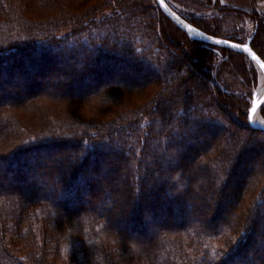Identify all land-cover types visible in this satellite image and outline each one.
Segmentation results:
<instances>
[{"label": "trees", "instance_id": "obj_1", "mask_svg": "<svg viewBox=\"0 0 264 264\" xmlns=\"http://www.w3.org/2000/svg\"><path fill=\"white\" fill-rule=\"evenodd\" d=\"M150 1L0 0V264H264L258 71ZM195 1L264 61V10Z\"/></svg>", "mask_w": 264, "mask_h": 264}, {"label": "water", "instance_id": "obj_2", "mask_svg": "<svg viewBox=\"0 0 264 264\" xmlns=\"http://www.w3.org/2000/svg\"><path fill=\"white\" fill-rule=\"evenodd\" d=\"M157 6L159 9L184 33H186L190 38L193 40L203 42L209 45L217 46V47H223L227 49H231L240 53H243L247 55L253 63L258 67V69L261 71L263 80H264V61L254 52V50L251 47V39H248V41L244 44L233 42L227 39L213 37L211 35H208L204 33L203 31L199 30L198 28L194 27L190 23H188L185 19H183L180 15H178L166 2V0H163V3H161V0H156ZM245 49H248L247 51ZM253 56L255 58H253ZM264 83V81H263ZM256 105V111L253 113L251 112V109L253 105ZM264 104V87L262 89V92L260 95H256V93L253 95L251 104L248 108V123L253 127L254 129L264 131V124L260 123L258 120L256 121L254 119V116L259 112L262 105ZM251 116V119L249 117Z\"/></svg>", "mask_w": 264, "mask_h": 264}, {"label": "rangeland", "instance_id": "obj_3", "mask_svg": "<svg viewBox=\"0 0 264 264\" xmlns=\"http://www.w3.org/2000/svg\"><path fill=\"white\" fill-rule=\"evenodd\" d=\"M198 1H201V3H208V0H198ZM151 3H155V5H156V7H158L157 6V3H156V0H152V1H150ZM166 2L168 3V5L179 15V13L178 12H181V13H183V14H185V15H188V14H193L194 16L195 15H201V13H202V16H218V17H220L222 14H219V13H216L215 12V8H213V7H211V6H206L204 9H199V8H195V6H194V3H197L195 0H166ZM223 5H224V3H222ZM248 5H249V3H248ZM237 7H241V5L240 6H237ZM159 8V7H158ZM261 9H263L264 10V6H262V8ZM263 10H260V11H263ZM189 23V22H188ZM248 23V22H247ZM247 23H246V25H247ZM174 24V23H173ZM245 24V23H244ZM175 25V24H174ZM176 26V25H175ZM247 28H248V31H249V33H251L252 32V30H253V24L252 23H250V24H248L247 25ZM218 38H220V37H218ZM223 39H225V38H223ZM70 62H72V61H70ZM255 65V64H254ZM60 67H63V68H65L66 66L65 65H62V66H60ZM255 67H256V69H257V71H258V85H257V87L254 89V91H253V94L252 95H254L255 93H256V95L258 96V95H260V93L262 92V87H264V83H263V77H262V74H261V71L258 69V67L255 65ZM152 68H154V67H152ZM155 69V68H154ZM253 97V96H252ZM252 100V99H251ZM250 104H251V102H250ZM264 105V104H263ZM262 105V106H263ZM261 110V109H260ZM259 110V115L258 116H260V117H258V121L260 122V123H263L264 124V117L262 116V114H261V111ZM248 114V113H247ZM247 121H248V118H247ZM216 138H218V137H216ZM194 142V140H191V139H189L187 142ZM176 144H180V142H177ZM58 165V164H57ZM118 166V165H117ZM189 167V166H188ZM100 171L98 172V174H96L97 176H101V175H103V174H111V171H108V169L106 168V166L105 167H102L101 166V168L99 169ZM187 171H190V168H187ZM40 173V172H39ZM199 176L202 178H204L205 176H206V173H204V172H202V173H200L199 174ZM42 184L40 185V184H38L37 182H35L34 184H32V185H30L29 184V186H27V189H33V188H42ZM113 186H114V188L117 190V191H119V193H120V195H122V196H124V191L122 190V188H121V186L119 185V184H116V185H114L113 184ZM27 189L26 190H24V191H27ZM106 189H104V187H102L101 189H100V191L99 192H104ZM175 189H171L170 188V192H175L174 191ZM215 191H216V189H215ZM121 196H119V198H120ZM118 198V199H119ZM122 198V197H121ZM119 199V201H121L122 199ZM190 203H192V205L194 206H197V204L198 203H195V201L192 199L191 201H190ZM198 213L199 214H201V215H203V216H206V217H209L210 216V213H211V211H210V209H204V208H199L198 207V210H194L193 212H192V214H189V217H191V215H192V217L193 218H196L197 216H198ZM118 215L119 214H117V216L116 217H118ZM201 215H200V217H201ZM118 219H120L121 220V222H122V218H118ZM150 221V220H149ZM259 221L261 222V223H264V216H262V217H260V219H259ZM154 229H155V227H151V232H153L154 231ZM154 237L155 236H153V239H154ZM255 239H256V241H260L261 240V237L259 236V235H255ZM235 262V263H234ZM233 262V264H240L239 262H237V260H235Z\"/></svg>", "mask_w": 264, "mask_h": 264}, {"label": "crops", "instance_id": "obj_4", "mask_svg": "<svg viewBox=\"0 0 264 264\" xmlns=\"http://www.w3.org/2000/svg\"><path fill=\"white\" fill-rule=\"evenodd\" d=\"M220 2L221 4L224 3V5L230 6V7H237L241 5V8H245V9H251L255 7L258 10H263L261 8L262 6H264V1L254 2L253 0H220Z\"/></svg>", "mask_w": 264, "mask_h": 264}, {"label": "snow or ice", "instance_id": "obj_5", "mask_svg": "<svg viewBox=\"0 0 264 264\" xmlns=\"http://www.w3.org/2000/svg\"><path fill=\"white\" fill-rule=\"evenodd\" d=\"M161 3H163V0H161ZM245 50L247 51L248 49H245ZM253 58H255V57L253 56ZM262 67H264V65H262ZM255 111H256V105L254 104L252 109H251V112L254 113ZM249 119H251V116L249 117Z\"/></svg>", "mask_w": 264, "mask_h": 264}, {"label": "bare ground", "instance_id": "obj_6", "mask_svg": "<svg viewBox=\"0 0 264 264\" xmlns=\"http://www.w3.org/2000/svg\"><path fill=\"white\" fill-rule=\"evenodd\" d=\"M262 89H263V87H262ZM259 115V112L254 116V119L257 121L258 120V117H260V116H258Z\"/></svg>", "mask_w": 264, "mask_h": 264}]
</instances>
